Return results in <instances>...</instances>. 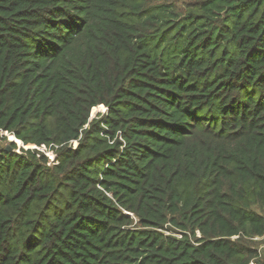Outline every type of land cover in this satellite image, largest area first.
Returning <instances> with one entry per match:
<instances>
[{"label": "trees", "instance_id": "1", "mask_svg": "<svg viewBox=\"0 0 264 264\" xmlns=\"http://www.w3.org/2000/svg\"><path fill=\"white\" fill-rule=\"evenodd\" d=\"M263 241L264 0H0V264H264Z\"/></svg>", "mask_w": 264, "mask_h": 264}, {"label": "rangeland", "instance_id": "2", "mask_svg": "<svg viewBox=\"0 0 264 264\" xmlns=\"http://www.w3.org/2000/svg\"><path fill=\"white\" fill-rule=\"evenodd\" d=\"M100 111H101V110H100ZM105 113H107V109H105L104 111H101V112H97L95 115H93V110H92V112H91V119H90V120H93V119L97 118L98 115H103V114H105ZM2 135H4V133H3ZM8 139H9V141H10V136H8ZM72 145H73L74 148H77L78 143H77V142H74ZM22 147H23V146H22ZM24 147H25V146H24ZM20 148H21V146L18 145V147H17V152H21ZM25 149H36V150L42 151V152L48 157V159H49V165H53V164H54V161H55V154H54L52 151H50L48 148H46V147H44V146L41 147V148L35 146V147H32V148H26V147H25ZM257 211H258V212H262V210H259V209H257ZM260 241H262V239H261ZM258 247L261 248V249L263 250V249H264V241L258 243Z\"/></svg>", "mask_w": 264, "mask_h": 264}, {"label": "water", "instance_id": "3", "mask_svg": "<svg viewBox=\"0 0 264 264\" xmlns=\"http://www.w3.org/2000/svg\"><path fill=\"white\" fill-rule=\"evenodd\" d=\"M5 135H7V133H5ZM7 136H8V135H7ZM14 138L17 139L15 136H14ZM10 142H16V140H10ZM22 144H23V143H22ZM23 147H24V145H23ZM24 148H25V147H24ZM6 150L9 151V152H13V151H14V150L12 149L11 146H8Z\"/></svg>", "mask_w": 264, "mask_h": 264}]
</instances>
